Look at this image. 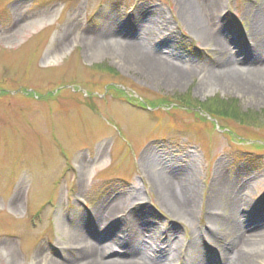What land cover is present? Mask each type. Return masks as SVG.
Masks as SVG:
<instances>
[{"label": "rangeland", "instance_id": "obj_1", "mask_svg": "<svg viewBox=\"0 0 264 264\" xmlns=\"http://www.w3.org/2000/svg\"><path fill=\"white\" fill-rule=\"evenodd\" d=\"M262 3L220 4L222 13L213 23L231 30L232 37L223 40L232 56H246L242 35L251 33ZM142 6L163 12L158 30L166 43L136 41L128 22ZM109 11L123 31L121 40L133 41L151 55L157 52L180 71L196 73L169 85L139 72L123 59L121 48L103 52L79 40L86 31L103 35ZM197 33L178 0H0V264L86 263L83 238L95 243L103 234L111 236L115 229L108 228L114 225L125 236L134 225L120 212L121 219L113 215L106 228L102 221L94 228L99 206L120 196L142 205L144 222L169 230L174 238H165L171 243L184 244L176 262L170 251L165 256L169 264L199 256L220 260L221 246L233 236L223 220L209 224L207 217L217 171L240 186L247 203L240 214L249 213L248 221L257 224L264 219V148L256 145H264V95L205 81L220 56L214 43ZM215 97L237 102L251 121L210 116L201 104ZM154 101L161 103L154 106ZM155 159L189 166L197 174L187 224L162 207L144 172V164ZM82 160L90 163L84 175ZM208 224L219 240L210 239L213 252L204 246L198 252L188 244ZM252 249L261 254L254 263L264 264V250L258 245Z\"/></svg>", "mask_w": 264, "mask_h": 264}, {"label": "bare ground", "instance_id": "obj_2", "mask_svg": "<svg viewBox=\"0 0 264 264\" xmlns=\"http://www.w3.org/2000/svg\"><path fill=\"white\" fill-rule=\"evenodd\" d=\"M222 1L178 0L182 14L189 18L190 26L198 32L197 34L203 40L214 43L220 56L219 65L216 69L207 72L203 78L205 81L214 84H225L231 87L239 85L248 89L252 94L262 96L264 95V20H262L264 19V3L256 10L258 21L255 20L253 23L251 33L242 35L245 41L244 55L246 56L237 58L232 56L224 45V37H232L230 35H233L231 30L226 25L216 23L214 25L213 23V19L218 18L222 13L220 9ZM161 17H163V12L155 7L142 6L136 10L128 22L130 28H133V32L136 33V41L140 44H152L155 40L161 39L162 34L158 30L162 25L159 21ZM118 25L115 14L109 11L101 26L102 30H106L107 33L101 35L100 32L86 31L85 36L79 40L85 41L88 46L103 52L112 48H121L124 50L123 59L139 72L169 85L180 84L196 73L180 71L175 65H170L169 62L162 59V56L156 55L157 52L151 55L133 41L121 40L123 31L117 30ZM216 25L218 33L215 30ZM118 35L120 37H117ZM248 35L250 38H245ZM233 39L238 40L237 38ZM162 43H166V41L162 40ZM205 81L204 83H206ZM97 159L101 160L103 157L98 156ZM170 161L155 159V163L152 165L145 163L144 172L150 183L157 189L158 199L162 207L177 220L187 224L193 216L195 197L198 191L195 182L197 174L189 166L188 169L175 167ZM88 167H90V163L87 160H82L80 173L84 175L83 171ZM223 174L219 171L215 174V190L211 191L207 202V217L209 224L223 220L224 226L230 229V234L233 237L228 242L224 241L225 243L221 246V251L219 250L218 253L220 260L214 261V257L210 258L211 260H205L199 256L185 264H255V260L260 258L261 254L252 248L258 245L264 250V219L262 218L263 220L257 224L253 215L256 223L248 221V217L251 216L249 213L243 216L240 214L241 208L247 204L240 194V186L236 181H226ZM106 201L108 200H105L96 212L94 228L98 229L99 223L102 222L106 223V228L109 222L107 220H110L113 215H119L120 212H123L121 218L125 217L124 219L128 220L130 226L134 225L131 226L128 234L121 236L122 230L115 225L109 227V224L108 230L114 228L115 231L110 234L111 236L105 234L99 236L100 238L95 236L97 238L96 245L89 239L83 238L82 242L87 248L85 251L88 253L86 255L89 259L84 264H169L172 261H165V256H169V251L174 254L173 262L180 259L184 244L179 241L171 243L169 238L170 236L174 238V235L170 234L169 230L162 232L154 224L148 222L146 224L144 222L146 219L143 218L146 215V209L142 205L128 204L121 196L108 203ZM130 206L132 207L129 208ZM261 213L263 215L260 216H264V211ZM117 217L120 218V215ZM242 217L247 218L243 220ZM124 219L120 220V223L124 222ZM209 224L204 227L196 239H192L188 244L197 248L198 252L199 248H203V246L210 247L211 251H214L209 246L210 239L218 237L212 232L213 229ZM59 225L62 226V223L60 222ZM166 236L169 238H165ZM107 240L109 241L107 242ZM152 254L157 256L151 257Z\"/></svg>", "mask_w": 264, "mask_h": 264}, {"label": "trees", "instance_id": "obj_3", "mask_svg": "<svg viewBox=\"0 0 264 264\" xmlns=\"http://www.w3.org/2000/svg\"><path fill=\"white\" fill-rule=\"evenodd\" d=\"M162 101L165 102L167 100L163 98ZM229 101H231V100H227L226 101V100H221L220 98H216V99L212 100L211 102H207V104L202 103L201 105H202V107L206 106L207 112L210 113V116L211 115H213V116L216 115V116H220V117H223V118L227 117V118L233 119V120H235V121H237L239 123H242V124L243 123H248V121H251L250 119H252V117H250V115L248 116V114H242L239 111V108H236L235 105H236L237 102H235V101L229 102ZM160 103H161V101L152 102V104L154 106H159ZM225 128L231 129L230 126H222V129H225ZM231 130H230V133H231ZM256 145H258L259 147L264 148V145H262V144H256Z\"/></svg>", "mask_w": 264, "mask_h": 264}]
</instances>
